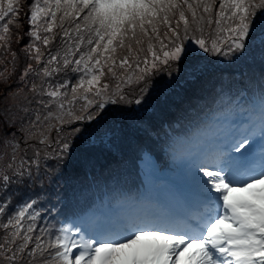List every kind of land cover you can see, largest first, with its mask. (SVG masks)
<instances>
[{"label":"snow or ice","instance_id":"obj_1","mask_svg":"<svg viewBox=\"0 0 264 264\" xmlns=\"http://www.w3.org/2000/svg\"><path fill=\"white\" fill-rule=\"evenodd\" d=\"M22 6L0 0V22L11 16L0 24V64L12 65L0 71V264H264V0H35L17 73L10 25ZM257 63L258 75L224 76ZM216 65L219 87L184 110L179 134L153 142L180 173L163 201L153 149H142L136 194L94 180L58 210L70 225L37 231L51 212L39 192L14 203L81 145L111 153L117 125L144 131L136 113L165 76L162 96Z\"/></svg>","mask_w":264,"mask_h":264},{"label":"rangeland","instance_id":"obj_2","mask_svg":"<svg viewBox=\"0 0 264 264\" xmlns=\"http://www.w3.org/2000/svg\"><path fill=\"white\" fill-rule=\"evenodd\" d=\"M35 2V0H21V4L23 5L22 8L18 12V17L16 22H18L21 26L17 28L15 26V23L13 25H10V30L12 32V43H11V50L17 53L18 56V64H17V73L22 72L23 67L28 62L26 61L25 54L21 52V49L25 47L28 43L32 41L31 37H28L24 35L25 32L29 31L32 26L27 23V18H30L31 14V4ZM40 3H43V0H40ZM60 14L58 13V16ZM11 18L8 17L5 19L4 22L6 23L7 19ZM50 19V18H46ZM59 23V22H58ZM65 27L66 22H65ZM54 32H59V28H54ZM41 36L43 35H50L48 33H40ZM18 37L20 38V42L17 43ZM60 39L57 37L53 41V46L51 48V51H55L56 47L59 46ZM36 45L41 48L42 51H48L44 48L41 41H36ZM8 59L11 60V56H8ZM209 60H212V57L208 58ZM32 63H35L32 61ZM7 67L8 69L12 68L11 64H0V71H3L4 68ZM211 67V66H210ZM259 64L257 63L253 69L258 68ZM253 69L249 70L248 68H239V69H229L224 71V76L227 77L229 72H234L236 74V79L238 80V77L240 76V73L243 72L245 75H248L249 71H254ZM222 70L221 65H216V70L210 72L206 77L201 78V80L195 82V83H186L184 81H179L177 83L172 84L169 88H167V96H162L160 94V89L164 88V81L169 80L170 78L165 76L164 81H161L160 84L157 86V90H154L152 92L153 99L149 102L148 105H146L144 108H141L137 113V117L141 120V128L144 129V131H137L135 128H130L128 126H124L121 129L120 125H117V140L115 146L112 148L111 153L106 152L102 150L101 148L97 147L95 149L91 150H85L84 146L81 145V148L77 150L75 159L71 164L68 165L67 168H63L60 171H55L51 175V179L49 180L48 177L44 178V187L43 189L37 187L32 190L28 189H21L16 197L15 202H19L22 200L28 199L30 195H32L34 192H39V200L43 204L44 209H51L55 207L58 203H56L57 198L67 197V195H72L74 190L80 189L83 186H78L79 184L82 185L83 180V172L85 169H91L94 166V160L98 158L100 159L103 156H106L107 159L111 160V164H108L109 167L107 168V164L103 165L102 163L98 164L97 170L100 168L101 170L104 168V171H111L113 169H117L120 165L124 163V157L128 154L125 151V148L130 145L134 144V142L137 141L135 138L138 135L144 136V133L147 132V129L150 128L149 122L153 116L156 117L158 114V117L161 115L169 112L170 105L180 108L181 105L186 106L185 109L188 110L190 113L191 111L195 110L192 106L198 105L204 103V99L202 97L206 96V94L213 88H218L221 82L219 71ZM157 80H160V77H156ZM11 84V81H9ZM2 87V85H0ZM189 103V104H188ZM113 110L117 106H109ZM135 107V106H133ZM0 108H2V105H0ZM184 109V110H185ZM12 112H16V108L14 107L12 109ZM165 112V113H163ZM180 116H184V112L177 114L176 112L172 114L169 118L170 120L168 122L175 124L179 123L181 121ZM110 120L111 117H108ZM117 119H119V116H117ZM167 119V118H166ZM168 120V119H167ZM155 125H159V123H154ZM171 125V124H170ZM177 125V124H176ZM134 130H136V133H134ZM96 161V162H97ZM81 162V163H80ZM80 164V165H79ZM180 177V175H179ZM179 177L176 178L175 184H180ZM161 176H160V179ZM165 181V180H164ZM166 182V181H165ZM166 184V183H165ZM77 185V186H75ZM76 187V188H74ZM66 189V190H64ZM164 189H168V186H166ZM162 187H157V191L161 193V200L164 199L163 193L165 191ZM68 192V193H66ZM57 196V198H55ZM35 198V197H34ZM61 201V200H59ZM56 204V205H55ZM59 208H62L63 205H58ZM45 218L37 221V231H39L40 227H48L53 228L54 221L49 216V214L42 213ZM63 224L59 223L57 224V227H61ZM2 230H0V236H2Z\"/></svg>","mask_w":264,"mask_h":264},{"label":"trees","instance_id":"obj_3","mask_svg":"<svg viewBox=\"0 0 264 264\" xmlns=\"http://www.w3.org/2000/svg\"><path fill=\"white\" fill-rule=\"evenodd\" d=\"M59 21L57 20V23ZM66 26L70 27V25L66 22ZM254 72L258 75L259 74V67L253 69ZM240 79V76L238 77V80ZM189 104V103H188ZM188 105L184 106L181 105L180 108L175 106H168L169 107V112L161 115L158 117V114L153 116L149 122L150 128L147 129V132L144 133V136L142 137L141 135L136 136L135 138L137 139L134 144L130 145V147H126L125 151L127 150L126 153H128L124 157V163L117 167V169H113L111 171H104L109 167L108 164H111V160L107 159L106 156H103L99 159L94 160V166L91 169H85L83 172V180H82V185L78 186H83V187H88L92 184V182L95 180L97 184L101 186V189L105 184H107L109 187H111L112 180L113 179H119L121 185L124 187L126 191H129L131 195H135L136 191L141 187V182L143 179L142 176V170H141V164L139 157L141 155V150H147V149H153L152 156L153 160L158 167V170L163 171V172H168L171 174L173 177L178 176L179 171L173 167L171 162L168 160V158L163 155L158 149H154L153 147V142L157 139L158 134L162 137L164 131H171L172 129L176 130V133L179 134L181 132V125L185 122L182 117L181 121L179 123L172 124L168 122L170 120V116L174 114L175 112L177 114L184 112L185 107ZM195 111V110H193ZM191 111V112H193ZM190 112V113H191ZM168 120H167V119ZM159 123V125H155L154 123ZM171 124V125H170ZM177 124V125H176ZM134 133H136V130H134ZM97 161V162H96ZM81 163V162H80ZM102 163L103 165L107 164V168L104 169H98L97 170V165ZM80 165V164H79ZM159 184H162L160 182ZM77 186V185H75ZM77 186V187H78ZM82 187V188H83ZM76 188V187H74ZM66 190V189H64ZM68 193V192H66ZM72 197V195H67V197H62V198H57L56 203H58L55 207L52 208L49 216L52 218L54 221V226L53 228H50V231L58 229L57 224L62 223L63 225L71 224V215L67 212H59L58 210L64 209L66 202ZM61 200V201H59ZM63 205L62 208H59L58 205Z\"/></svg>","mask_w":264,"mask_h":264},{"label":"bare ground","instance_id":"obj_4","mask_svg":"<svg viewBox=\"0 0 264 264\" xmlns=\"http://www.w3.org/2000/svg\"><path fill=\"white\" fill-rule=\"evenodd\" d=\"M174 185H177V186H178V184H174ZM166 191H167V189H165V192H166ZM163 200H164V199H163ZM163 200H162V201H163Z\"/></svg>","mask_w":264,"mask_h":264}]
</instances>
